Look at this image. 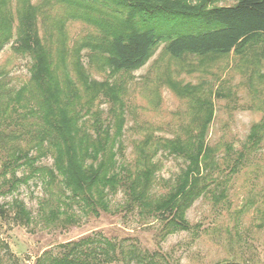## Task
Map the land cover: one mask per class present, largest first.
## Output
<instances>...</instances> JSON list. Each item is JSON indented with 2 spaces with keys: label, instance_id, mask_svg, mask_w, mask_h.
I'll use <instances>...</instances> for the list:
<instances>
[{
  "label": "rangeland",
  "instance_id": "374dc122",
  "mask_svg": "<svg viewBox=\"0 0 264 264\" xmlns=\"http://www.w3.org/2000/svg\"><path fill=\"white\" fill-rule=\"evenodd\" d=\"M141 1L195 12L202 7L231 5L237 0ZM118 4H109L116 10L111 15L114 19L99 15L94 18L95 23L71 19L65 27L67 33L62 43L56 37L54 41L49 39V54L53 62L58 63L52 64L59 77L55 89L66 96L64 101L76 103V106L91 98L86 91L85 76L88 81L122 89L119 98L124 102L120 140L123 150L117 156L120 163L133 162L134 143L147 132L169 138L183 133L184 126L207 114L202 104L205 103L203 96L207 98L212 92L213 115L207 142L217 148L215 161L218 166L210 169L213 181L209 191L187 210L191 228L162 238L160 220L144 218L137 210L126 208L122 189L109 194L110 211L95 215L77 201H70L68 189L48 187L43 175L32 173L28 166L4 169L3 162L10 156L0 148V264L13 261L40 264L38 260L46 250L58 251L59 244L87 236L98 241L111 240L125 252H156L163 264H221L226 261L264 264V140L237 170L233 169L252 125L264 122V41L253 44L244 57L232 53L187 54L179 58L170 56L165 49L166 43L161 42L136 70L114 72L105 60L113 24L121 19L122 7ZM99 23L107 25L105 33L94 34L93 39L86 37L97 31ZM83 37L90 45L80 49L78 40ZM64 45L68 50L60 54L58 49ZM32 62L29 55H16L11 44L6 45L0 52V68L7 72L5 82L13 88L22 86L30 78ZM189 90L196 93L190 95ZM111 101L100 90L93 107L83 113V119L88 120L90 126L97 118L113 125ZM14 117L8 119V126H17L20 122L16 114ZM155 161L158 171L152 194L158 197L174 187L190 162L166 150H161ZM36 165L54 167L52 155L48 153ZM220 192L225 197L221 195L217 199ZM16 200L23 202L30 211L29 224L15 219L13 204ZM52 209L54 214H51ZM119 264L149 263L133 255L130 257L128 253Z\"/></svg>",
  "mask_w": 264,
  "mask_h": 264
},
{
  "label": "trees",
  "instance_id": "16d2710c",
  "mask_svg": "<svg viewBox=\"0 0 264 264\" xmlns=\"http://www.w3.org/2000/svg\"><path fill=\"white\" fill-rule=\"evenodd\" d=\"M132 1L140 3L139 7L131 5ZM113 3L122 7L121 19L113 24L105 63L114 72H131L142 66L151 50L161 42L166 43V51L174 58L187 54L246 56L253 44L264 41V0H237L231 5L202 7L195 12L141 0H0V52L11 44L14 54L29 55L33 60L30 78L19 88L5 82L7 72L0 68V148L10 156L3 162L4 169L28 166L32 173L43 175L48 187L68 189L70 201H77L95 215L110 211L109 194L122 189L126 196L125 207L137 210L144 218L159 219L161 235L165 238L178 230L191 228L187 210L209 191L213 181L210 169L218 166L217 148L207 142L213 115L212 92L207 98L203 96L205 103L202 104L208 115L204 113L193 119L184 126L183 133L171 138L145 133L134 143L133 162L120 163L117 156L123 150L120 140L124 102L119 98L122 89L88 81L85 76L90 100L78 106L64 101L66 96L55 89L59 77L52 64L58 63L53 62L48 46L49 39L54 41V37L62 43L67 33L65 27L71 19L89 23H95L97 15L114 19L111 15L116 10L109 5ZM97 28L86 37L93 39L94 34L103 35L108 29L101 23ZM78 42H81L80 49L90 45L84 37ZM58 50L64 53L68 46H60ZM100 90L112 100L113 125L97 118L90 126L88 120L83 119V113L93 107ZM189 92L190 95L196 93ZM15 114L20 122L17 126H8V119L15 118ZM14 140L17 141L14 143ZM263 140L264 122L253 124L233 169L237 170ZM117 145L120 147L115 149ZM161 150L184 157L190 163L168 193L155 197L152 194L158 171L155 158ZM48 153L53 157L54 167L36 165ZM221 195L225 197L220 192L216 198ZM60 203L68 205L64 201ZM13 207L18 222H31V213L23 202L16 200ZM128 253L149 264H163L156 252H125L111 240L98 241L92 236L61 243L58 251L46 250L38 262L119 264ZM221 264L245 263L226 261Z\"/></svg>",
  "mask_w": 264,
  "mask_h": 264
}]
</instances>
